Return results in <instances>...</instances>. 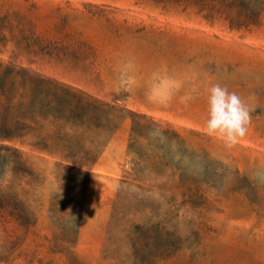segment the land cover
<instances>
[{"label":"rangeland","instance_id":"obj_1","mask_svg":"<svg viewBox=\"0 0 264 264\" xmlns=\"http://www.w3.org/2000/svg\"><path fill=\"white\" fill-rule=\"evenodd\" d=\"M249 1L257 22L230 28L239 4L210 23L158 0H0L5 87L23 68L139 115L132 130L112 112L99 136L90 112L80 129L64 114L62 147L100 141L92 167L0 142L22 154L0 150V193L23 219L0 215V264H264V0ZM215 84L251 109L231 146L204 132Z\"/></svg>","mask_w":264,"mask_h":264},{"label":"trees","instance_id":"obj_2","mask_svg":"<svg viewBox=\"0 0 264 264\" xmlns=\"http://www.w3.org/2000/svg\"><path fill=\"white\" fill-rule=\"evenodd\" d=\"M163 10H177L181 13H194L200 15L206 22L213 23L218 19V10L222 11L239 4L237 16L231 17L230 28L247 27L257 22L260 11L255 9V3L249 0H158ZM8 66L2 68L0 63V142H19L30 149L59 157L69 164H77L92 167L101 154L97 141V150L91 152L78 143L63 145L62 147V117L67 112L69 123L75 129L84 125L87 114L93 117V127L98 135L108 134L117 129V125L111 126L110 115L112 112L127 113L132 117V130L139 121V116L124 107H118L93 97L84 91L78 90L67 84L39 73L23 68L11 67L19 78L18 85L14 89L12 83L5 87ZM62 97L67 103L66 109L62 110ZM71 102L74 103L71 106ZM71 120V121H70ZM48 125L54 126L55 130H46ZM46 130V131H45ZM11 151L22 155L16 147L1 145L0 150ZM22 211L18 210L14 196L0 193V215L13 217L22 221Z\"/></svg>","mask_w":264,"mask_h":264},{"label":"clouds","instance_id":"obj_3","mask_svg":"<svg viewBox=\"0 0 264 264\" xmlns=\"http://www.w3.org/2000/svg\"><path fill=\"white\" fill-rule=\"evenodd\" d=\"M204 132L231 146L244 137L251 120V109L235 92L219 84L207 90Z\"/></svg>","mask_w":264,"mask_h":264}]
</instances>
